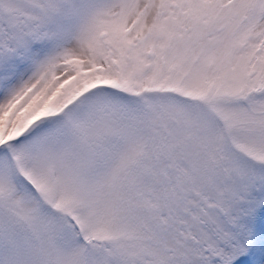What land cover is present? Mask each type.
<instances>
[{
	"label": "snow or ice",
	"instance_id": "1",
	"mask_svg": "<svg viewBox=\"0 0 264 264\" xmlns=\"http://www.w3.org/2000/svg\"><path fill=\"white\" fill-rule=\"evenodd\" d=\"M0 264H264V0H0Z\"/></svg>",
	"mask_w": 264,
	"mask_h": 264
}]
</instances>
